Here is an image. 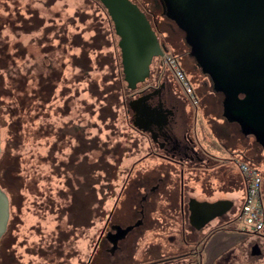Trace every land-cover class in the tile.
Masks as SVG:
<instances>
[{
	"label": "rangeland",
	"instance_id": "obj_1",
	"mask_svg": "<svg viewBox=\"0 0 264 264\" xmlns=\"http://www.w3.org/2000/svg\"><path fill=\"white\" fill-rule=\"evenodd\" d=\"M111 28L96 0H0V186L9 212L0 264H111L90 254L96 227L113 191L155 163L142 159L144 139L117 100L124 83ZM159 231L148 227L144 242L155 244Z\"/></svg>",
	"mask_w": 264,
	"mask_h": 264
},
{
	"label": "flooded vegetation",
	"instance_id": "obj_2",
	"mask_svg": "<svg viewBox=\"0 0 264 264\" xmlns=\"http://www.w3.org/2000/svg\"><path fill=\"white\" fill-rule=\"evenodd\" d=\"M131 1L145 13L159 42L164 43L167 51L172 52L177 58L179 66L193 86L197 105L194 107L190 103L172 72L163 64L159 56L151 63L149 77L135 91L126 89L120 65L119 74L124 83L120 100L125 106L131 127L144 139L146 149L142 159L154 157L172 162L178 168V193L177 197L171 199L166 191L164 179L161 176L148 175V169L144 167L139 172L136 182L129 185L130 182L127 180L111 194L108 213L102 225L96 227L90 254L93 260L99 259L100 255H106L111 264H201L198 259L200 250L204 247L208 231L213 228L212 223L217 221L219 228L221 223L231 220L237 214L243 197H240L239 205H233L231 202L227 208L224 207L226 201L224 199L197 203L188 195L191 189L189 179L197 176L198 174L195 173H199V170H204L207 175H213V170L218 173L222 164L229 162L235 170L233 178L243 183L245 191L246 182L237 165L239 161H245L260 172L264 199V156L260 158L259 155L261 149L264 151V145L253 133L244 134L239 123L228 121L223 116V93L213 90L212 96H205L207 89H213L212 80L191 55L190 46L185 41V33L177 23L178 17L177 19L173 17L177 9V0ZM96 2L99 4L97 0ZM108 22L110 23L109 18ZM109 31V38L111 37L109 42H114L112 55L115 57L116 36L112 28ZM118 64H120L119 53ZM202 98L207 102L204 110L214 112L219 109L220 104L219 116L221 115L223 121L232 128L231 137L236 140L240 149L232 150L227 157L217 154L210 149V146L204 147L199 132L195 130V112L202 104ZM130 101L135 102L132 103L134 109L140 108L141 128L133 125L136 110L129 106ZM245 103V94L238 93L233 97L232 107L236 113L245 112L254 130L264 129V118L262 117L260 123L261 116L258 112L254 113L251 109L244 111L247 106ZM149 120L155 122L148 124ZM216 143L219 148L224 147L219 141ZM186 171L188 179L184 176ZM217 186L220 187L221 184ZM165 200L168 203L164 204ZM162 208H168L171 212L170 219H159L154 216V213ZM91 224V226L96 225V223ZM154 226L160 229L158 233L160 237L155 244L148 245L144 242L145 231H148V227ZM263 233L264 230L261 234L255 235ZM138 245L140 258L134 255ZM247 253L249 257L264 259V238L252 241L248 245ZM84 262L88 264V258ZM226 263L225 260H220L217 264ZM15 264H19V259Z\"/></svg>",
	"mask_w": 264,
	"mask_h": 264
},
{
	"label": "water",
	"instance_id": "obj_3",
	"mask_svg": "<svg viewBox=\"0 0 264 264\" xmlns=\"http://www.w3.org/2000/svg\"><path fill=\"white\" fill-rule=\"evenodd\" d=\"M104 8L117 37L122 80L135 91L150 75L155 57L167 51L145 13L131 0H97ZM174 18L185 33L190 53L213 90L223 93V116L239 123L244 134L253 133L264 145V129L254 130L245 112L232 107L233 97L245 94L244 111L264 118V0H177ZM133 125L141 128L140 108ZM135 103V102H134ZM155 120L148 121V124ZM157 122V121H156ZM231 201H224L227 208ZM202 212V211H201ZM8 198L0 189V236L8 219Z\"/></svg>",
	"mask_w": 264,
	"mask_h": 264
},
{
	"label": "crops",
	"instance_id": "obj_4",
	"mask_svg": "<svg viewBox=\"0 0 264 264\" xmlns=\"http://www.w3.org/2000/svg\"><path fill=\"white\" fill-rule=\"evenodd\" d=\"M109 52L112 54L113 51L111 50ZM218 108L219 109L214 112L210 110H202V118H205V116L206 118L203 119V124L200 126L199 135L204 139L205 144L201 141L204 147L208 145L210 146V149L217 154L225 155L227 157L229 152L240 148L236 140L231 137L232 128L223 121L221 115L219 116L220 104L218 105ZM216 141L222 143L224 147L219 148L217 145L218 142L216 143ZM259 155L260 158L264 156V151L262 149L260 150ZM149 158H153V162L155 163L154 165L148 164L146 166L148 169L147 174L161 176L165 181L164 185L171 199L177 197L178 168L169 160L154 157H148L147 159ZM212 172L213 175H207L204 170H199V173L192 172L198 175L189 179L188 183L191 185V189L188 191V195L193 197L197 203L224 199L233 202V205H239L240 197H243L244 194V187L240 180L233 178L235 170L232 168L231 164L229 162H224L221 168L217 171L218 173H215V170ZM186 173L187 171L184 176L188 179L189 176L186 175ZM219 183L221 184L220 187L217 186ZM163 203L166 204L168 201L165 200ZM167 206L169 207L168 204ZM170 214L171 212L168 211V208H162L160 210L158 209V211L154 213V216L159 219H168L170 218ZM229 220L225 223H221L219 228H217V224H219L217 221L212 223L211 227L213 228L208 231L209 233L207 232L208 235L204 247L200 250L198 259L201 264H217L220 260H225L227 262L226 264H247L245 263V260H247L249 264H257L259 258L248 256V245L256 239L262 240V238H264V233L262 235H255L242 232L238 230L236 226L233 227L234 225L227 226ZM224 224L226 225L222 226ZM240 232L246 234V237L240 235Z\"/></svg>",
	"mask_w": 264,
	"mask_h": 264
},
{
	"label": "built area",
	"instance_id": "obj_5",
	"mask_svg": "<svg viewBox=\"0 0 264 264\" xmlns=\"http://www.w3.org/2000/svg\"><path fill=\"white\" fill-rule=\"evenodd\" d=\"M159 57L163 64L170 69L181 90L189 98L190 103L196 107L197 96L193 86L179 66L175 55L170 51H164ZM237 165L238 170L245 179L246 187L239 210L227 226L235 225L242 232L261 234L264 230V199L261 191V174L245 161H239Z\"/></svg>",
	"mask_w": 264,
	"mask_h": 264
},
{
	"label": "trees",
	"instance_id": "obj_6",
	"mask_svg": "<svg viewBox=\"0 0 264 264\" xmlns=\"http://www.w3.org/2000/svg\"><path fill=\"white\" fill-rule=\"evenodd\" d=\"M122 92V91H121ZM121 93H119V96H120ZM117 100L119 101V103H121V100H120V97L117 96ZM0 189L3 190L0 186ZM4 191V190H3ZM5 192V191H4ZM6 194V193H5ZM9 213V212H8Z\"/></svg>",
	"mask_w": 264,
	"mask_h": 264
}]
</instances>
